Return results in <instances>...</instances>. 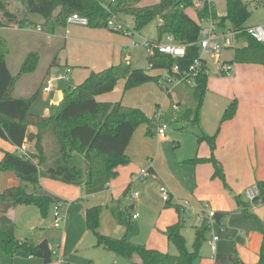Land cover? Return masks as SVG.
I'll use <instances>...</instances> for the list:
<instances>
[{
  "label": "crops",
  "instance_id": "crops-1",
  "mask_svg": "<svg viewBox=\"0 0 264 264\" xmlns=\"http://www.w3.org/2000/svg\"><path fill=\"white\" fill-rule=\"evenodd\" d=\"M159 1L142 0L140 5H151ZM212 1L215 4L217 15H225L226 0ZM188 15L193 18L189 13ZM193 19L197 20V18ZM123 21L128 24L126 19ZM157 24L158 20L156 26ZM38 28L40 27L0 26V33L6 37L9 44L6 64L11 73L15 74L28 52H38L39 62L41 54H47L48 61L41 72H38L39 65H37L34 72L20 76L15 86L14 96L26 97L40 88L38 96L41 97V100L49 101V104L56 103V105L62 99L65 87L69 84H80L91 71H99L118 64L122 60L130 63L134 68H142L143 65H140L133 49L140 45L139 43L143 41V38L153 41H156L157 38V29L155 37L146 38L141 32L143 29L135 32L132 36H128L107 28H90L72 23H67L65 28L58 29L54 34L42 32ZM135 38H141V41L137 42L138 39L134 41ZM162 40H166L165 37ZM12 42L22 44L17 57L13 58L14 61H10ZM246 44L243 40L239 42L237 47H244ZM222 52H226L223 58H221ZM207 57L213 59L214 68L212 71H210ZM232 57V48L221 50L217 56L204 55L202 57L207 68L208 80L204 101L200 109L199 125H197V128L206 135L216 134L214 155L223 166L231 194L224 188L219 178L212 177L213 167L210 163H187L184 165L188 168L184 169L171 159L165 160L167 164L169 163L166 167L169 175L164 172L162 177H158L155 169H159L162 156L167 158L165 157V150L161 147L164 138H159L156 135V130L153 131L149 127L145 130L137 128L126 148V154L131 163L126 166H119L115 178L97 177L93 179L92 184L86 187V184L76 186L41 177L38 194L48 195L53 200L47 215L43 217L35 205H18L7 212L15 224L14 234L18 240L31 239L35 244L46 240L49 247L56 252V257H53L50 262H44L42 258L30 255L23 250H19L12 257H9L0 248V264H59L56 259L58 256L64 260L65 264H124L126 259L122 260V257L96 245L95 236L85 227L84 209L101 205L99 232L120 238V227L123 225L121 223L122 212H127L133 220L139 219L137 212L132 213L137 206L132 203L127 206L124 198L128 194L127 190L132 182V176H136L143 168L147 170L146 178L148 180L156 177L160 186H167L169 195L175 203L187 202L196 208L191 210L192 213H197L198 209L207 207L215 212L228 214L226 217L223 216L221 225L225 228L222 232L230 234L225 219L227 218V223L231 225L232 212L243 214L237 210L234 194L242 195L245 190L257 185L258 181L264 184V65L234 63L231 66V72L223 75L220 68L224 67ZM146 69L148 70V68ZM150 73L161 75L157 69H151ZM64 75L67 76V79L63 77ZM48 76L50 77L48 78ZM124 84V79L118 80L113 90L97 95L96 99L105 102L120 101L125 106L139 108L148 114L151 120L154 119V115L159 110L165 111L157 103L161 100L164 103L167 101L163 98L158 83L147 82L128 90L124 89ZM46 87L48 89H45ZM175 90L171 97L167 95L171 105L173 102L177 103L178 100H181L180 95L175 93ZM179 93L181 94V91ZM233 99L238 102L236 114L232 119L221 122L224 110ZM180 106L178 108L171 106L168 109L170 117L175 119L176 129L182 128L184 122L178 119ZM48 110L46 109L45 113L39 115H49ZM164 116L166 114L163 115V118H165ZM30 128V132H36L35 127L30 126ZM153 135H156L157 138L148 137ZM153 143L157 147H152ZM4 145L5 147H3ZM192 145L190 153L181 160L210 155V147L205 141L193 142ZM8 146L11 147V150L8 149ZM52 146L46 148L52 150ZM21 148L30 149V144L24 143L22 147H17L0 138V159L4 151L18 153ZM141 165L144 167L139 169ZM20 184L23 183L13 172L0 173V192ZM30 189L32 190L31 186ZM132 197H134L133 194ZM136 197L140 199L139 195ZM55 202L63 204L62 211L66 214V221L62 229L53 227L52 210ZM256 208V206L252 207L253 212L263 217L264 207H261L260 213L255 211ZM172 209L176 212V216ZM135 213L138 216L133 218ZM184 213L187 214V212ZM162 214H165V220H160ZM179 218L176 209L163 202L159 211V219L155 220L158 225L155 228L163 229L164 234L166 228L176 223ZM183 219L185 222L184 216ZM245 221L244 231H241L244 245L238 246L235 251H218L217 241L220 239L217 240L215 250L213 251L211 248L212 264H228L237 258L248 264L257 261L262 236L257 231L255 224L252 226ZM196 225H198V221L192 225L193 237ZM138 227L139 221L137 220L135 229ZM213 231H215L214 228ZM127 239L134 243L133 238L127 237ZM153 242L158 244L155 248L148 247L154 245L144 246L151 249L157 248L156 250L164 252L166 250L164 246L166 242L168 243V239L164 234ZM170 254H177V250L176 253ZM133 260L138 261V258L134 257ZM127 262L132 264V261L128 259ZM205 264L211 263L206 262Z\"/></svg>",
  "mask_w": 264,
  "mask_h": 264
},
{
  "label": "trees",
  "instance_id": "trees-1",
  "mask_svg": "<svg viewBox=\"0 0 264 264\" xmlns=\"http://www.w3.org/2000/svg\"><path fill=\"white\" fill-rule=\"evenodd\" d=\"M142 0H0V26L37 27L42 32L54 34L58 29L65 28L69 16L77 13L88 20L90 28H108L107 21L115 16L118 21L128 19V29L141 31L153 20L157 38L162 40L167 34L185 46L183 56L173 57L154 51L148 54L147 63L151 69H168L174 65L183 73L189 70L193 61L199 57L198 44L200 21L213 18L222 28L230 27L241 30L238 34L247 44L233 49L232 59L226 63H255L264 65V43L256 41L245 33L246 21L250 17L248 2L245 0H226V14L218 16L213 1L201 0L197 8V20L191 18L187 8L194 6V0H160L151 5L141 6ZM15 3V10L11 6ZM124 22V21H123ZM125 23V22H124ZM111 30V29H110ZM112 31V30H111ZM117 32V31H116ZM119 33H122L121 31ZM9 53L8 40L0 33V138L10 144L22 147L30 144L26 154L4 151L0 159V173L13 172L23 184L11 186L0 192V248L12 257L17 251L23 250L30 255L50 262L53 258L52 249L46 240L35 244L31 239L18 240L15 237V224L7 215L9 209L18 205H35L40 214L47 215L53 200L48 195L38 194L39 180L47 177L63 183L80 186L90 183L94 178L104 176L115 178L118 167L130 162L126 148L133 133L141 124H150L149 118L141 109L123 105L120 101H98L97 95L110 92L120 79L125 80L124 89L128 90L147 82H158V74L150 73V69L134 68L122 60L90 74L78 85L69 84L63 90L62 99L57 110L50 115L34 114L30 111L33 101L39 95V89L29 96L15 97L13 88L21 75L34 72L39 62V53L28 52L16 74L11 73L6 64ZM197 70L193 84L190 85L193 105L179 113L178 119L199 125V114L207 90L208 73L205 61ZM223 75L227 71L220 68ZM189 86L188 84H184ZM172 96V94H167ZM181 105L178 100L174 103ZM172 105V106H173ZM179 105V106H178ZM238 102L233 99L224 110L221 122L230 120L236 114ZM174 108V107H173ZM33 126L36 132L28 128ZM149 134V131H147ZM50 137L55 146L46 148V139ZM216 134L206 135L202 130L197 141H205L210 147L208 157H193L185 163H210L213 167L212 177L219 178L227 190L228 186L222 164L214 155ZM30 185L32 190H27ZM258 194L252 202L240 194H234L237 210L245 213L253 220L257 231L262 236L258 259L252 264H264V215L258 216L252 207L258 204L264 207V184L257 182ZM179 214L176 223L164 231L168 242L172 243L177 254L160 252L135 244L125 236L116 238L99 232L101 205L84 209V222L87 230L92 232L96 245L116 255L132 261V264H194L200 257V248L210 233L211 226L205 221L194 227L192 249L186 244L182 234L184 219L178 203L165 201ZM225 212H215L217 223H222ZM121 223L130 231L132 222L127 212H122ZM137 257L138 261L133 258ZM228 264H248L237 258Z\"/></svg>",
  "mask_w": 264,
  "mask_h": 264
},
{
  "label": "rangeland",
  "instance_id": "rangeland-1",
  "mask_svg": "<svg viewBox=\"0 0 264 264\" xmlns=\"http://www.w3.org/2000/svg\"><path fill=\"white\" fill-rule=\"evenodd\" d=\"M148 1H155V0H148ZM248 2V8L251 12L250 17L248 18V20L246 21V25H264V0H245ZM15 5L19 6V10L21 9V5L18 3H15L11 6L12 9L15 10ZM188 13L193 17V18H197V8L194 6L187 8ZM127 23L130 24V21L128 19ZM157 20H153L151 21L149 24H147L143 30L141 31L142 34L146 37V38H152L153 36L155 37V26H156ZM137 37V36H136ZM138 38H135L134 41H137ZM141 39V38H140ZM138 39L137 42H140L141 40ZM145 38H143L142 40H144ZM143 42V41H142ZM141 43H139L140 45H137L136 47H134V52L135 55L138 57L139 59V63L140 65H143L142 68L146 69L148 67L147 61H146V57L148 55L147 49L146 47ZM20 46H22V44H19L18 42H12V46H10L11 49V58L10 61H14L13 58H16L18 53H19V49ZM224 53L226 52H222V56L221 58L224 57ZM228 54V52H227ZM48 56L45 53L41 54V59L39 62V68H38V72H41L44 69V66L47 63ZM207 61L209 63L210 66V71L213 70L214 65H213V59L211 57H207ZM12 69V68H11ZM151 71V69L149 70ZM16 74V73H15ZM50 76H48L49 78ZM62 82V81H60ZM63 83V82H62ZM158 83V82H157ZM16 86V84H15ZM15 86L13 88V95H14V90H15ZM161 89V88H160ZM162 90V89H161ZM181 91V94L179 93ZM191 88L190 85L186 86L184 84H180L177 86V89L175 90V93H178V95H180L181 97V106H180V112L184 111L186 107L193 105V100L190 98L191 95ZM163 93V98L167 99L166 103H164V101H159L157 102L165 111L163 110H159L158 112H162L163 115L166 114V116H164L165 118H163V120L167 123L168 128L166 130V137L162 140V144L161 147L165 150V157L164 158L162 156L161 161L159 162V169H155V173L157 174L158 177H162L161 175L164 174V172H166L167 175V169L166 167H168L169 163L167 164L165 162L168 160H172L175 161L179 166H182L184 169L188 168L186 167L184 164L185 160H181L185 157H187L188 153H190L191 149H192V144L193 142L196 143L197 142V135L200 133L201 130H199L197 128V125L192 124L191 122H187L184 121L183 122V127L180 129H176L173 128V124L175 122V119L170 117L169 115V110L171 108V102L169 100V98L167 97L166 92H164L163 90L161 91ZM174 104V102L172 103ZM153 106H155V104H153ZM161 108V109H162ZM46 109H49L48 114H53L56 112L57 110V105L56 103L54 104H49V101H42L41 97L38 96L32 103L30 111L32 113H37V114H43L45 113L44 111ZM146 114V113H145ZM148 116V114H146ZM149 117V116H148ZM200 117V114H199ZM157 121L155 119L151 120L150 124H141L139 125L138 129L140 130H145L147 127L151 128L153 131L157 129ZM29 131H31V128H28ZM150 138H157L156 135L153 136H148ZM154 138V139H155ZM51 140V141H50ZM50 141V142H49ZM52 145H55L54 142L52 141L51 138L46 139V147L51 148ZM152 147H157V145L155 143H153L151 145ZM5 147V145L3 146ZM54 148V146H52ZM5 149V148H3ZM8 149L11 150V147L8 146ZM31 151H33L30 148ZM131 163V160L128 164ZM126 164V165H128ZM124 165V166H126ZM141 167L144 166H139V169ZM136 172V171H135ZM100 177H104V176H100ZM98 177V178H100ZM97 178V177H96ZM106 178V177H104ZM98 180V179H96ZM132 182L127 190V195L126 198H124V200L126 201V205H130L135 204L137 207L135 208L133 212H137L139 214V219H137L139 221V227L137 229H135L136 226V221L137 220H133L131 217V222H132V227L130 229V231H126V228L122 225V227H120V236H125L134 239V243L135 244H141V245H154V246H148V247H153L155 248V246H157L158 244H155V242H153V240H158L160 238V235H164L163 234V229L161 228H155L158 225L155 223V220L159 219V211L161 210V206H163V202H165V200L162 198V193L160 188L161 187H165L168 191L169 189L167 188L166 185H162L160 186V184H158V179L155 177V179H150L148 180V178L140 180L138 178V176L134 175L131 178ZM93 181V180H92ZM92 181L88 184H86L85 186L88 187L90 184H92ZM160 186V187H159ZM225 188V187H224ZM226 189V188H225ZM27 190H30V185L27 186ZM134 192H137L139 195L138 197H132V194ZM228 192L231 194V191L228 190ZM244 199L246 198L244 196V193L242 194ZM233 198V197H232ZM159 204H160V209H159ZM256 209L255 211L257 213L261 212V205L258 204L256 205ZM49 210V209H48ZM173 210V209H172ZM170 212V211H169ZM48 213V212H47ZM174 215L176 216V212L173 210ZM244 214V213H243ZM238 214V213H233L231 215V225H229L227 223V218L225 219V223L228 227V230L230 232V234H228L227 232H221L218 230V227L215 226L214 230L215 233L219 236V241H217V248H219L218 251H235L237 250L236 248L238 246H243V240L241 238V231H244V220H246L245 222L247 224H252V226H254L253 221H251L246 214L244 215ZM228 214L225 215V217ZM181 218H183V216L185 217V222H184V227L182 229V232L186 238V244L187 247L191 250L192 249V242H193V228L192 225H194L195 223H197L196 220V213H192L191 210H189L186 213L180 214ZM160 220H165V214H162V216L160 217ZM229 225V226H228ZM255 228V227H254ZM231 229V231H230ZM209 236V235H208ZM208 236L206 238V240L203 242V244L201 245L200 248V257L198 259H196V261L194 262V264H205L206 262H209L212 264V250L211 247L209 245L208 242ZM166 250H164V252H170V253H176V248L175 246L170 243V242H166L165 246ZM157 249V248H156ZM163 251V250H161ZM125 258H123L122 260H124ZM124 264H129L127 262V259L124 260Z\"/></svg>",
  "mask_w": 264,
  "mask_h": 264
},
{
  "label": "built area",
  "instance_id": "built-area-1",
  "mask_svg": "<svg viewBox=\"0 0 264 264\" xmlns=\"http://www.w3.org/2000/svg\"><path fill=\"white\" fill-rule=\"evenodd\" d=\"M212 1V0H207ZM195 7H199L201 5V0H194ZM67 23L77 24L80 26H87L88 20L86 17L81 16L77 13H73L69 16ZM200 31H199V39L198 44L200 48L199 57L196 58L193 63L191 64L190 68L186 72H179L178 66L174 65L170 70L168 69H157L161 72V75L158 79V85L160 88L166 92V94H172L175 88L180 84H188L192 85L194 81V76L199 69L200 65L202 64L201 58L204 55H212L217 56L219 52L223 49L227 48H235L238 46L240 41H243V39H240L238 37V34L241 30H234L230 27L222 28L218 21L213 18H207L203 19L200 22ZM107 26L112 31L122 32L128 36H132L135 32L131 29H128L127 25L123 21H118L115 16L109 18L107 21ZM40 30V28H38ZM245 33L254 38L256 41L264 43V26L262 25H249L245 27L244 29ZM166 40H150V39H144L142 44L146 47L148 54H153L154 51H158L160 53L168 54L173 57L177 56H183L185 54V46L182 44H179L174 40V37L170 34H167L165 36ZM135 44V43H134ZM148 69L152 68V64H148ZM224 70L227 71V74L231 72V66L225 65ZM65 79H67V76H63ZM45 89H48L46 87ZM174 108H177L176 105H173ZM154 119L157 121V129H156V135L159 138H165L166 137V130L168 128L167 123L163 120V114L162 112H156L154 115ZM18 154H26V150L23 148L19 149ZM148 173L146 169H141L137 176L140 180L146 179ZM162 193V198L165 201L171 200L174 202L173 198L169 195V191L165 187L160 188ZM258 194V187L257 185L247 189L244 191V196L246 199L250 202L253 201L255 196ZM133 196H138L137 192L133 193ZM62 203L61 202H55L53 204V227L56 229H62L65 221H66V214L62 211ZM181 213L188 212L189 210H194L192 205L188 204L187 202L179 204ZM199 211L196 213V220L198 221V224L201 222H206L211 226V230L209 233L208 242L212 248V250H215V243L219 239V236L213 231V228L215 226H218L219 231H224V226L217 223L215 219V211L207 208L202 207L198 209ZM182 213V214H183ZM138 216L137 213L133 215V218H136ZM53 257H56V252L52 251ZM59 264H65L64 260L60 258L59 256L56 258Z\"/></svg>",
  "mask_w": 264,
  "mask_h": 264
},
{
  "label": "water",
  "instance_id": "water-1",
  "mask_svg": "<svg viewBox=\"0 0 264 264\" xmlns=\"http://www.w3.org/2000/svg\"><path fill=\"white\" fill-rule=\"evenodd\" d=\"M176 125H177V124L174 123V124H173V128H176Z\"/></svg>",
  "mask_w": 264,
  "mask_h": 264
}]
</instances>
